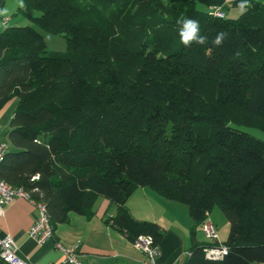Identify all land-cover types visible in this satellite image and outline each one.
Masks as SVG:
<instances>
[{"label":"trees","instance_id":"1","mask_svg":"<svg viewBox=\"0 0 264 264\" xmlns=\"http://www.w3.org/2000/svg\"><path fill=\"white\" fill-rule=\"evenodd\" d=\"M225 1L23 0L19 11L61 35L64 51L0 15V112L18 100L0 178L44 202L54 229L105 197L117 209L108 222L160 243L161 226L126 204L147 186L189 208L185 264L264 261V140L241 128L264 132V2L227 17ZM181 18L208 42L184 46ZM216 204L228 237L198 240ZM220 243L223 257H206Z\"/></svg>","mask_w":264,"mask_h":264},{"label":"crops","instance_id":"2","mask_svg":"<svg viewBox=\"0 0 264 264\" xmlns=\"http://www.w3.org/2000/svg\"><path fill=\"white\" fill-rule=\"evenodd\" d=\"M17 103V99L12 100L0 112L4 130H9L8 123ZM126 204L135 218L154 221L161 226L163 237L157 264H185L194 225L187 204L164 197L147 186L139 187ZM93 209L90 217L70 213L67 222L55 227L52 238L38 243L28 234L37 210L28 200L16 198L5 205V212L0 217V235H12L19 247V255L32 264H64L63 252L55 246L56 241L65 246L78 243L79 256L85 264H146V254L133 245L123 230L106 220L116 214V206L107 198L99 197ZM197 239L202 240L198 236ZM0 264L7 263L0 259Z\"/></svg>","mask_w":264,"mask_h":264},{"label":"built area","instance_id":"3","mask_svg":"<svg viewBox=\"0 0 264 264\" xmlns=\"http://www.w3.org/2000/svg\"><path fill=\"white\" fill-rule=\"evenodd\" d=\"M216 15L223 16L224 12L221 7H217ZM8 18H4L6 22ZM10 149V144L7 138L2 136L0 132V162L3 160L6 152ZM16 198H24L31 202L37 210V215L34 221L28 228V234L38 243H43L54 236V226L50 221L47 206L44 202L36 200L29 191L21 186H15L0 178V217L5 212V205ZM204 237L208 240L218 239L217 229L209 219L202 225ZM133 245L144 252L147 256L146 264H157V258L161 254L160 244L156 243L154 237L150 234H139L133 241ZM55 246L59 248L64 255V264H85L79 256V244L65 246L60 241L55 242ZM19 247L15 238L6 234L0 235V259L7 264H32L22 258L18 253ZM228 247L222 243L217 246H208L205 248L206 257L210 259H219L227 252ZM264 264V261L258 263Z\"/></svg>","mask_w":264,"mask_h":264},{"label":"rangeland","instance_id":"4","mask_svg":"<svg viewBox=\"0 0 264 264\" xmlns=\"http://www.w3.org/2000/svg\"><path fill=\"white\" fill-rule=\"evenodd\" d=\"M232 4H233L232 0L225 1L226 7L224 8V10L226 12L227 17H237L241 13L238 5H232ZM200 7H203V6L200 5ZM19 8H20V0H6L5 1L3 7L0 8V9H7V14L1 15L3 19L5 17L8 18V21L5 22L4 25H8V26L32 25L41 31V33L44 36L45 42L50 50H53V51L66 50V41L61 35H58L56 33H52L49 31L41 30L31 19H29L21 11H19ZM39 13H40L39 11H36L35 15H39ZM4 128L5 127L0 124V132L2 133V136L5 138H8L7 136L8 128L5 130ZM241 128L250 132L256 137H259L264 140V132L261 131L260 129L251 127V126H246V125L241 126ZM209 217L211 219L209 220L212 223H214L217 229L218 239L221 242L226 241L228 234H229L230 224L223 210L219 206V204H216L213 207V209L210 212ZM197 236L199 239H204V234L201 230L198 231Z\"/></svg>","mask_w":264,"mask_h":264},{"label":"clouds","instance_id":"5","mask_svg":"<svg viewBox=\"0 0 264 264\" xmlns=\"http://www.w3.org/2000/svg\"><path fill=\"white\" fill-rule=\"evenodd\" d=\"M249 0H240V3L238 4V7L243 13L247 10L248 7H250ZM20 7H24L23 0H20ZM7 9H0V15H6ZM177 23L181 25L179 30L180 40L181 43L189 47L193 43H197L200 45H204L208 42V39L206 36H203L200 34V25L199 21L189 18H181L177 20ZM227 37V33L221 31L217 33L214 40L212 41L213 45L215 46H221L224 42V40Z\"/></svg>","mask_w":264,"mask_h":264}]
</instances>
